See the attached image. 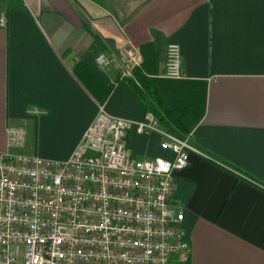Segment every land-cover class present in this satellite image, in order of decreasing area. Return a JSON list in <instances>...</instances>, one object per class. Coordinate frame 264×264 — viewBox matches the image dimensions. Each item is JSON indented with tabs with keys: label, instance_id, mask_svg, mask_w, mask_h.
<instances>
[{
	"label": "crops",
	"instance_id": "crops-1",
	"mask_svg": "<svg viewBox=\"0 0 264 264\" xmlns=\"http://www.w3.org/2000/svg\"><path fill=\"white\" fill-rule=\"evenodd\" d=\"M1 18L0 154L22 153L25 139L8 145L10 127L33 128L65 139V151L46 154L66 159L97 103L143 120L129 81L95 61L130 46L186 131L160 127L196 149L173 171L189 264H264V0H0ZM169 43L180 47L178 78L164 74ZM79 62L92 72L81 79ZM161 141L131 128L127 153L171 158Z\"/></svg>",
	"mask_w": 264,
	"mask_h": 264
},
{
	"label": "built area",
	"instance_id": "built-area-1",
	"mask_svg": "<svg viewBox=\"0 0 264 264\" xmlns=\"http://www.w3.org/2000/svg\"><path fill=\"white\" fill-rule=\"evenodd\" d=\"M95 61L121 78H133L139 64L130 46L115 60L101 52ZM164 74L182 75L177 43L166 47ZM131 128L159 133L172 157H131ZM189 138L162 129L150 113L136 121L97 103L66 159L0 154V264H189L183 212L173 203V171L196 151ZM7 139L20 147L24 132L10 127Z\"/></svg>",
	"mask_w": 264,
	"mask_h": 264
},
{
	"label": "trees",
	"instance_id": "trees-1",
	"mask_svg": "<svg viewBox=\"0 0 264 264\" xmlns=\"http://www.w3.org/2000/svg\"><path fill=\"white\" fill-rule=\"evenodd\" d=\"M76 75L81 79V72L92 73L83 63L74 67ZM142 64L133 68V78H125L143 102L146 111L152 114L162 127L174 126L181 131H186V126L174 108L145 75ZM94 75V74H93Z\"/></svg>",
	"mask_w": 264,
	"mask_h": 264
},
{
	"label": "rangeland",
	"instance_id": "rangeland-1",
	"mask_svg": "<svg viewBox=\"0 0 264 264\" xmlns=\"http://www.w3.org/2000/svg\"><path fill=\"white\" fill-rule=\"evenodd\" d=\"M64 141L65 139L59 137L55 131L38 132L32 128L29 133L25 131V144L22 153L43 158H54L55 156H49L46 153L54 154L57 151H65L66 143L64 144Z\"/></svg>",
	"mask_w": 264,
	"mask_h": 264
}]
</instances>
